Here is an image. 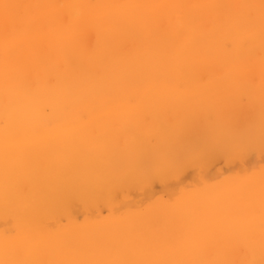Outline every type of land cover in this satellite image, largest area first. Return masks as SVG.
I'll list each match as a JSON object with an SVG mask.
<instances>
[{"label": "bare ground", "instance_id": "obj_1", "mask_svg": "<svg viewBox=\"0 0 264 264\" xmlns=\"http://www.w3.org/2000/svg\"><path fill=\"white\" fill-rule=\"evenodd\" d=\"M0 264H264V0H0Z\"/></svg>", "mask_w": 264, "mask_h": 264}, {"label": "rangeland", "instance_id": "obj_2", "mask_svg": "<svg viewBox=\"0 0 264 264\" xmlns=\"http://www.w3.org/2000/svg\"><path fill=\"white\" fill-rule=\"evenodd\" d=\"M222 164V163H221ZM227 168V167H226Z\"/></svg>", "mask_w": 264, "mask_h": 264}]
</instances>
